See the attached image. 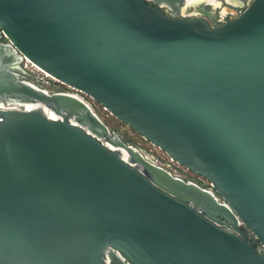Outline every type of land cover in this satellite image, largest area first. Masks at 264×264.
Instances as JSON below:
<instances>
[{"label": "water", "instance_id": "1", "mask_svg": "<svg viewBox=\"0 0 264 264\" xmlns=\"http://www.w3.org/2000/svg\"><path fill=\"white\" fill-rule=\"evenodd\" d=\"M2 36L0 264H264V0L223 25L146 0H0ZM24 60L215 194L22 80Z\"/></svg>", "mask_w": 264, "mask_h": 264}, {"label": "flooded vegetation", "instance_id": "2", "mask_svg": "<svg viewBox=\"0 0 264 264\" xmlns=\"http://www.w3.org/2000/svg\"><path fill=\"white\" fill-rule=\"evenodd\" d=\"M146 1L149 4H152L154 7L158 8L160 11L164 12V14L166 15H172V16L176 15L179 18L188 19V20L193 18L206 17L207 19H213L219 25H223L226 22L235 19L240 13H242L250 0H181L182 2L178 1V3H167L165 1L158 3L156 2V0H146ZM8 44L9 42L6 40L4 36H2L0 38V47ZM22 66L28 73L31 74V75L25 74L22 80L32 83L44 90L46 89L47 91L50 92V94L69 93L72 95H79L80 98L84 99L86 103L90 105L92 102L94 103V101H92L88 96L80 92L71 90L60 83L54 81L46 83L42 81L38 76L34 75L32 72L27 70L25 62L22 64ZM110 130L112 132L117 133L127 145L142 150V152H144V155L149 160H152L153 163H155L156 165L168 170L170 173H172L176 177L186 182L194 183L215 194L209 182L207 184H204V180H203L204 178L202 179V177L191 173L190 171L186 170L185 168L175 163H172L170 160L169 162L161 163L154 149L152 148L147 149L145 145L143 147V145L133 142L123 131H117L111 128ZM143 142L145 141L143 140ZM240 228L245 233L246 238L250 240L255 247H258V243L250 235L247 228H245L244 226H241ZM125 262L126 264L128 263L127 260H125Z\"/></svg>", "mask_w": 264, "mask_h": 264}, {"label": "rangeland", "instance_id": "3", "mask_svg": "<svg viewBox=\"0 0 264 264\" xmlns=\"http://www.w3.org/2000/svg\"><path fill=\"white\" fill-rule=\"evenodd\" d=\"M91 105L93 106L94 111L109 126V128L113 130H117V131H123L133 142L139 143L143 145V147L145 145L147 149L148 148L154 149L161 163L169 162L170 159L167 157V155L163 151L159 150L158 148L152 146L149 142L145 141L140 135H138L136 132L130 129L127 125L120 122L119 120L111 116L108 112H106L99 104L92 102ZM143 140L145 142H143ZM203 180H204V184L208 183V181H205V179Z\"/></svg>", "mask_w": 264, "mask_h": 264}, {"label": "built area", "instance_id": "4", "mask_svg": "<svg viewBox=\"0 0 264 264\" xmlns=\"http://www.w3.org/2000/svg\"><path fill=\"white\" fill-rule=\"evenodd\" d=\"M25 65L27 70H29L30 72H32L34 75L38 76L42 81L48 83L51 81L56 82L52 77H50L48 74L44 73L43 71H41L38 67H36L35 65H33L31 62H29L28 60H24ZM58 83V82H57ZM70 89V88H69ZM46 90V89H45ZM73 90V89H71ZM47 91V90H46ZM75 91V90H74ZM49 92V91H48ZM78 92V91H76ZM50 93V92H49ZM78 97H80L79 95H76ZM84 100V99H82ZM248 230V229H247ZM248 232L250 233V235L255 239V241L258 243V246H260V242L258 241L257 237L250 231L248 230Z\"/></svg>", "mask_w": 264, "mask_h": 264}, {"label": "trees", "instance_id": "5", "mask_svg": "<svg viewBox=\"0 0 264 264\" xmlns=\"http://www.w3.org/2000/svg\"><path fill=\"white\" fill-rule=\"evenodd\" d=\"M102 107V106H101ZM103 108V107H102ZM139 135V134H138Z\"/></svg>", "mask_w": 264, "mask_h": 264}]
</instances>
